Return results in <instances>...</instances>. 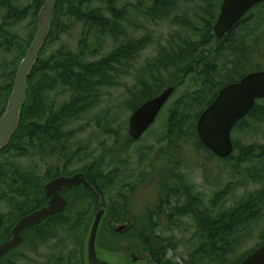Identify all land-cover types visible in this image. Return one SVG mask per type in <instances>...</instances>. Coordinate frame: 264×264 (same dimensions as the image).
<instances>
[{"label": "trees", "instance_id": "obj_1", "mask_svg": "<svg viewBox=\"0 0 264 264\" xmlns=\"http://www.w3.org/2000/svg\"><path fill=\"white\" fill-rule=\"evenodd\" d=\"M86 1H59L50 36L28 78V96L20 126L10 144L0 154L11 149L22 154L30 153L37 160L41 158L45 161L47 178L66 175L68 165L72 162L68 151L74 137L73 131L68 128L73 121L96 106L101 100V89L104 86L118 85L117 82L124 77L133 78L136 89L131 90L126 101V107L133 111L167 86H175L176 92L189 78L196 88L183 93L169 110L166 128L168 148L164 153L166 159L163 160L165 166L162 174L166 171L165 176L168 177L173 169L187 168L191 163L183 154L189 149H194L197 157H207L204 154L207 152L210 155L208 159L214 158L213 153L198 137L197 122L200 114L224 85L238 81L247 73L264 70V37H259L254 44L249 45L248 36L251 33H246L249 25L255 22L253 20L264 15V2L253 7L224 37L218 38L213 29L223 0H204L200 29L193 23L191 14L185 8L191 0H101L100 6H93ZM44 2L45 0H36L33 8L31 7L34 18L38 16ZM0 6L5 9L3 23L0 25V51L18 47L20 57L24 56L33 38L20 39L13 29L27 18L30 7L17 8L11 0H0ZM138 15L153 24L169 19L172 24L193 30L201 37L193 39L180 32H172L165 43L152 32L135 37L131 29L137 28L134 19ZM67 23L73 27L76 24L83 26V37L79 40L80 50L74 51L62 46L44 60L42 54L49 42L54 40V30L60 28V31ZM60 33H64L63 30ZM106 39L114 44L111 51L98 59L87 60L98 54ZM152 44L157 45L156 54L138 65L140 53ZM18 65L6 69L7 65L0 63V71L4 70L7 78L6 83L0 85V116L6 108ZM130 74L132 76H128ZM50 86L56 87L57 92H67L68 97L63 102L52 100L51 95L44 100L41 93H49ZM258 126H264V98L259 99L247 116L238 121L234 131H248ZM132 142L134 140L126 131L119 133L114 139L108 151V166H113L109 178L106 176L104 180L101 169L91 167L85 171L88 180L95 185L102 197L101 181L106 189L107 183L113 185V176L127 162L122 155H126ZM234 145L235 149L240 147L238 141H234ZM239 157L249 161L257 160L264 157V151L261 152L255 145L242 146ZM233 158L231 155L223 160ZM194 162L197 163V160ZM233 166L236 167L235 164ZM36 171L24 170L14 162L0 161V200L5 201L9 211L12 210L19 217L37 206L45 197ZM247 171L253 182L259 183L264 178V174L260 172L251 169ZM161 185L166 188L167 181L166 185ZM188 187V184L184 186L186 191L177 187L166 191L168 200L165 205L172 207L170 211H153L157 217L166 215L170 224H175V220L182 216L191 219L199 244L184 264H240L245 257L240 259L234 256L248 238L249 227L263 217L264 191H257L234 207L212 215L210 210L199 209L198 198ZM89 193L92 194V191L83 188L82 198ZM94 197L99 200L98 196ZM171 202H174L173 205ZM113 203L111 200L108 204L110 209L113 208ZM71 204H68L64 214L56 216L57 225L69 226L74 221L67 213ZM104 220L108 227H112L124 224L128 217L122 212L109 210ZM154 226V216L149 214L141 226L131 223L129 229L136 230V234L141 231L139 237L154 264H172L166 257L168 248L172 245L154 234ZM233 259L236 260L232 262Z\"/></svg>", "mask_w": 264, "mask_h": 264}, {"label": "rangeland", "instance_id": "obj_2", "mask_svg": "<svg viewBox=\"0 0 264 264\" xmlns=\"http://www.w3.org/2000/svg\"><path fill=\"white\" fill-rule=\"evenodd\" d=\"M35 1L11 0V3L17 8L30 7L27 18L13 29L20 39L29 37L32 39L36 33L38 16L34 18L31 15V7L33 8ZM86 2L93 4V6L102 5L101 0H87ZM203 7L204 0H191L185 7L187 12L191 14L193 23L198 29L202 27L200 18L203 15ZM4 12L5 9L0 6V25L3 23ZM180 13H183V11ZM134 21L137 28L131 29V32L135 37L152 32L154 36L160 37L162 43H165L166 38L172 32H180L193 39H200L201 37L193 30L172 24L169 19L153 24L138 15ZM253 21L255 22L249 25L246 30V33H251L248 36L249 45L254 44V41L259 37L260 39L264 37V15ZM254 24H256L255 27H253ZM82 28L81 24H76L73 27L72 24L67 23L61 28L64 33H60V28L57 31L55 29V38L45 48L42 58L45 60L51 52L54 53L62 46L74 51L80 50L79 40L83 37ZM18 43L20 44V42ZM113 46V42L106 39L102 43L98 54L88 57L87 60L104 56L111 51ZM156 49V44L144 49L140 53L138 65L144 63L148 58L151 59L156 54ZM22 57L23 55L20 57V49L18 47H12L8 51H0V63L4 66L7 65L6 69H11L13 65H18ZM5 76L4 70L0 71V85L6 83L7 78ZM117 83L118 85L115 86H104L101 89V100L96 106L70 124L68 129L73 131L74 137L71 139L68 151V157L71 156L72 158V162L68 165V174L85 172L92 167L101 169V176L105 180V177L109 178V174L113 171V166H108L110 161L108 158L109 147L119 133L128 132V122L132 111L126 107V101L129 99L131 90L136 89L134 80L131 77H124ZM195 88L188 78L186 84L181 86L171 96L156 121L142 137L130 143L126 155H122L124 160L127 159V162L122 164L120 166L121 170H118V173L113 176V185L110 186L107 183L108 187L106 189V185L102 181L100 183L103 186L101 190L104 197L103 200H105V213L98 230L96 251L99 256L110 264H154L139 237L141 231L136 234V230L129 229L131 223L141 226L143 220L149 214L154 216V221L156 222L154 234L161 236L166 243L172 245V247L168 248L167 260L172 264H184L188 260L190 253L199 244V239L194 235V226L191 219L187 216L178 217L175 220L176 226L174 223L170 224L171 222L166 215L161 214L157 217L158 215L153 213V211L159 213V210L167 209L170 211L172 209V207L165 205L168 200L167 196H165L166 194L168 195L166 191L172 188L177 187L181 191H186L184 186L188 184V190L191 189L193 194L197 196L196 198H198L197 205H199V209L210 210L212 215L234 207L241 200L248 199L250 195L257 191H264V178L259 183L253 182L249 178L247 171L251 169L254 172L257 171L260 174H264V157H259L257 160L254 159L252 161L240 159L239 157L242 146L255 145L261 152L264 151V126H258L248 131L235 130L233 132V140L239 142L241 149L239 147L234 150L232 154L234 158L232 160L226 161L216 156L208 159L207 157H210V155L207 152L204 153L207 157H197L194 154V149H189L188 152L183 154V157L191 163L187 168L173 169L168 174V177L165 176L167 174L166 171L164 172L165 174H162L165 166L163 160L165 161L166 159L164 153L168 148L166 128L169 110L183 93ZM48 92L44 93L42 91L41 95L44 100H47L48 96L51 95L52 100L63 102L68 97L67 92H57L54 86H50ZM36 119L38 120L39 118ZM194 160H197V163ZM0 161L14 162L28 171L36 169L41 189L50 181L46 177L47 165L45 161L41 158L37 160L30 153L22 154L16 149H11L0 154ZM166 181L167 186L164 188L161 184L166 185ZM89 195L82 198L81 191L77 192L74 189L69 191L66 197L69 199V204H73L70 205L67 213L72 216L74 221L69 226L58 225V227L62 226L64 228L57 229L56 240H49L43 245H38L36 251L24 244L21 251L23 255L19 259L16 257L12 258L13 261L16 264H88V236L95 216L100 209L99 200L95 199V195L93 196L91 193ZM111 200L112 203H115H113V208L110 209L108 204L111 203ZM218 201L219 204H217ZM173 203L171 202L170 204L173 205ZM6 210L4 203H0V212L4 213ZM109 210L111 212H122L123 215L128 217L130 221L127 220L124 223L125 229L121 228L123 224L112 227H108L105 224L104 217ZM248 231L249 236L238 249L237 254H235L234 257L236 258L243 259L248 257L263 245L264 214L261 219L252 223ZM29 239L30 235L28 236ZM235 260L233 259L232 262Z\"/></svg>", "mask_w": 264, "mask_h": 264}, {"label": "water", "instance_id": "obj_3", "mask_svg": "<svg viewBox=\"0 0 264 264\" xmlns=\"http://www.w3.org/2000/svg\"><path fill=\"white\" fill-rule=\"evenodd\" d=\"M60 0H45L38 15V26L24 58L18 65L12 91L6 108L0 116V153L6 148L18 130L23 107L28 96V78L35 68L40 51L47 42L55 9ZM264 0H223L220 13L214 24V34L222 38L257 4ZM175 86H167L155 97L146 100L136 108L128 122V132L133 140H138L156 121L159 113L175 92ZM264 98V70L247 73L238 81L224 85L213 101L200 114L197 122V134L202 144L217 157L228 158L235 145L232 132L239 120L246 117L259 99ZM89 187L90 184L82 173L73 176H58L49 181L45 187L48 204L25 217L13 229V238L0 245V256L22 241L21 232L27 227L40 223L48 216L59 213L67 206L62 195L63 189L78 185ZM100 201L87 242L89 264H110L99 259L96 251L98 229L105 213L104 200ZM3 218L0 216V226ZM240 264H264V243Z\"/></svg>", "mask_w": 264, "mask_h": 264}, {"label": "flooded vegetation", "instance_id": "obj_4", "mask_svg": "<svg viewBox=\"0 0 264 264\" xmlns=\"http://www.w3.org/2000/svg\"><path fill=\"white\" fill-rule=\"evenodd\" d=\"M77 173H82L84 174V176L86 177V180L89 182L90 186L86 187L85 185L81 184L78 186H74L72 188H68V189H63L62 190V195L67 199L66 194L71 191V190H76L77 192L81 191L83 192V188H85L86 190L88 189L89 191H92L93 195L96 196H100V193H98V191L95 188V185H93L91 183L90 180H88L85 172H76L74 174ZM74 174H68L65 176H73ZM58 177V176H56ZM54 177V178H56ZM52 178V179H54ZM50 179V181L52 180ZM49 182V181H48ZM47 182V183H48ZM46 183V184H47ZM45 184V185H46ZM44 185V187H45ZM43 192H44V199L41 200L40 203L37 204V206H35L34 208L30 209L25 215L23 214L22 217H19L17 215H15V213L12 212V210L9 211V206L5 201L0 200V203H4L5 209H7L4 213L0 212V216H2L3 218V224L0 226V245L3 244L4 242H7L9 240H11L13 238V229L14 226L26 215L41 209L42 207L46 206L48 204V197L45 194V190L43 188ZM23 200V199H22ZM22 200H20V202H22ZM67 208V207H66ZM66 208H64L62 211H60L59 213H56L54 215H50L48 216L45 220H43L40 223L34 224L31 227H27L24 230H22L21 232V236H22V241L16 245L15 247L11 248L10 250H8L6 253H4L2 256H0V264H16L12 258H17L19 259V257L21 255H23L22 251V247L25 245H28L30 249L32 250H37L36 247H38V245H43L46 242H48L49 240H56L55 238L57 237L56 232L57 229H62L64 227L57 225V218L56 216L60 215V214H64ZM121 228H126L125 225L123 224L121 226ZM30 235V239L28 240V236ZM88 242V241H87ZM99 259L104 260L103 257L99 256V253H97ZM24 257V256H23ZM55 260V259H54Z\"/></svg>", "mask_w": 264, "mask_h": 264}, {"label": "bare ground", "instance_id": "obj_5", "mask_svg": "<svg viewBox=\"0 0 264 264\" xmlns=\"http://www.w3.org/2000/svg\"><path fill=\"white\" fill-rule=\"evenodd\" d=\"M213 30H214V29H213ZM26 51H27V50H26ZM25 53H26V52H25ZM24 56H25V54H24ZM24 56H23V58H24ZM23 58H22V59H23Z\"/></svg>", "mask_w": 264, "mask_h": 264}]
</instances>
